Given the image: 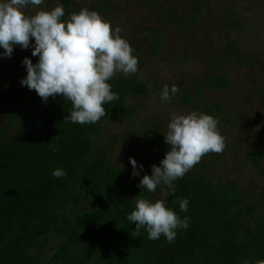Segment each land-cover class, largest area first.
<instances>
[{
    "label": "trees",
    "instance_id": "16d2710c",
    "mask_svg": "<svg viewBox=\"0 0 264 264\" xmlns=\"http://www.w3.org/2000/svg\"><path fill=\"white\" fill-rule=\"evenodd\" d=\"M59 3L65 9L64 21L79 12L71 0ZM112 10L106 6L97 13L110 15ZM231 15L228 29L232 31L236 13ZM227 50L225 62L232 55L241 60L235 42ZM160 51L158 42L154 54L159 56ZM217 80L216 85L207 83L195 93L176 97L183 105L200 102L205 110L198 113L226 117V107L212 108L204 99L206 88L229 87L228 80ZM109 83L119 99L104 105L107 115L99 122L85 125L65 121L72 104L62 95L46 103L41 100L43 105L32 109L24 104V86L12 88V95L0 93V104L8 105V124L0 123V264H256L264 260L263 208L245 188L189 171L174 182L175 195L165 196L160 187L150 193L137 187L140 181L128 179L130 162L120 166L111 161L110 144L102 142V125L136 118L135 101L150 90L132 75L117 74ZM166 120L157 119L150 129L146 127L143 143L138 144L144 151L169 150L162 126ZM115 137L109 135L110 140ZM131 139L133 143L135 138ZM249 156L260 170L264 150ZM55 169L67 174L55 178ZM142 177L140 172L138 178ZM249 195V204L243 205ZM136 198L164 200L181 219L189 218L190 227L178 230L172 243L163 235L150 240L146 228L137 233L135 224L127 220ZM184 198L189 200L188 212L179 208Z\"/></svg>",
    "mask_w": 264,
    "mask_h": 264
},
{
    "label": "rangeland",
    "instance_id": "374dc122",
    "mask_svg": "<svg viewBox=\"0 0 264 264\" xmlns=\"http://www.w3.org/2000/svg\"><path fill=\"white\" fill-rule=\"evenodd\" d=\"M71 1L79 11L95 8L98 12L106 6L112 8L110 15L98 14L113 28L119 27L120 35L132 47L140 48L133 52L139 61L138 71L129 75L136 76L150 92L135 101L136 118L122 124L111 121L102 125V142L110 144L111 161L121 166L130 162L131 157L143 165L142 176L151 172L152 166H159L166 153L147 152L138 145L143 141L146 127L150 129V124L165 118L166 124L162 126L166 133L173 115L204 111L205 106L200 102L183 105L176 96L195 93L207 83L216 85L217 79H226L228 88H206L204 96L212 108L222 105L228 110L226 117L212 114L219 121L218 129L226 147L222 153L203 156L190 172L192 175L207 174L223 183L235 182L255 195V202L263 208L261 214L264 216V160L257 170L249 156L252 151L264 150V0H201L199 13L195 12L199 0ZM59 4V0H45L39 8H29L25 12L34 15L39 10L50 11ZM232 13L236 15L233 16L235 29L231 31L228 16ZM227 33L232 37L227 38ZM158 42L161 51L156 56ZM232 42L237 44L241 60L232 55L225 62L227 46ZM3 51L0 48V53ZM25 57L31 58L33 63L38 61V57L32 56V49L23 50L19 46L11 59L0 58V93L12 95V88L21 87L20 81L27 74L22 65ZM157 84L162 88L157 89ZM165 85L169 89L172 85L179 87V92L168 102L160 99ZM22 96L29 108L43 105L37 93L26 86ZM5 107L8 105L0 104L2 125L8 124ZM111 134L116 136L114 140L109 139ZM131 138H135L133 143ZM129 166L128 179L140 181L141 178L132 176L133 167ZM250 200L251 195L243 200V205Z\"/></svg>",
    "mask_w": 264,
    "mask_h": 264
},
{
    "label": "clouds",
    "instance_id": "9594fccd",
    "mask_svg": "<svg viewBox=\"0 0 264 264\" xmlns=\"http://www.w3.org/2000/svg\"><path fill=\"white\" fill-rule=\"evenodd\" d=\"M45 0H0V58L11 59L14 49H32L33 63L25 57L22 65L26 76L21 86L34 90L43 102L62 95L72 104L65 121L73 124H95L107 115L104 105L119 99L109 83L117 74H135L138 58L133 55L130 42L120 35L119 27L113 28L97 12L88 8L70 14L62 20L65 9L59 4L50 11L39 10L27 15L25 10L39 8ZM34 41V43H33ZM179 92L177 85H165L160 99L170 101ZM219 121L212 115L191 112L173 115L164 135L170 146L160 165H153L151 175H144L137 187L147 192L161 188L165 196L175 195V181L182 179L202 157L208 153H222L224 137L218 129ZM132 176H140L143 165L129 158ZM139 169V170H137ZM67 173L55 169L52 176L62 178ZM135 209L127 220L135 224V231L146 228L148 238L156 241L162 235L169 243L175 241L178 230H187L190 220L181 219L166 206L164 200L155 203L136 198ZM189 200L179 201L181 212H188ZM244 264H248L245 261ZM256 264H264L259 260Z\"/></svg>",
    "mask_w": 264,
    "mask_h": 264
}]
</instances>
